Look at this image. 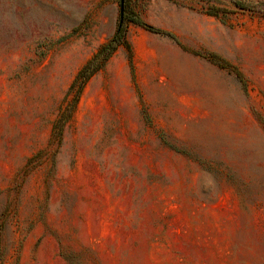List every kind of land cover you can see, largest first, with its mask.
<instances>
[{
  "label": "rangeland",
  "instance_id": "obj_1",
  "mask_svg": "<svg viewBox=\"0 0 264 264\" xmlns=\"http://www.w3.org/2000/svg\"><path fill=\"white\" fill-rule=\"evenodd\" d=\"M124 4L0 0V264H264V12Z\"/></svg>",
  "mask_w": 264,
  "mask_h": 264
},
{
  "label": "trees",
  "instance_id": "obj_2",
  "mask_svg": "<svg viewBox=\"0 0 264 264\" xmlns=\"http://www.w3.org/2000/svg\"><path fill=\"white\" fill-rule=\"evenodd\" d=\"M233 3L239 8L251 11L258 9L264 12V1L244 2L240 0H233ZM206 13L218 15L220 13V9L213 6H208L206 9ZM129 22L137 24L143 27L144 29L154 33L172 36L169 31L147 23L137 12L133 10H127L124 4L122 15L120 14V12L118 14V20L113 34L99 46L93 56L78 70L73 82L69 87V91L73 89L77 83H81V86L78 89V93H80L85 81H87L90 76H92L96 71H98L105 65L106 61L109 59V57L113 54V52L117 49L119 45L124 44L127 47L129 59L131 58V45L126 39V28ZM62 124L63 121L61 122V118H57L55 120L53 129H56L58 125Z\"/></svg>",
  "mask_w": 264,
  "mask_h": 264
},
{
  "label": "water",
  "instance_id": "obj_3",
  "mask_svg": "<svg viewBox=\"0 0 264 264\" xmlns=\"http://www.w3.org/2000/svg\"><path fill=\"white\" fill-rule=\"evenodd\" d=\"M124 8V0H119V12L122 15Z\"/></svg>",
  "mask_w": 264,
  "mask_h": 264
}]
</instances>
